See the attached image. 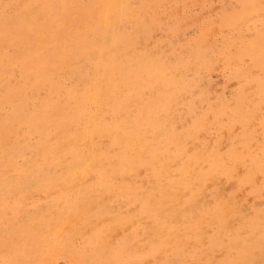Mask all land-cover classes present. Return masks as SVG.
<instances>
[{
  "label": "rangeland",
  "instance_id": "374dc122",
  "mask_svg": "<svg viewBox=\"0 0 264 264\" xmlns=\"http://www.w3.org/2000/svg\"><path fill=\"white\" fill-rule=\"evenodd\" d=\"M92 1L0 0V264H264V0Z\"/></svg>",
  "mask_w": 264,
  "mask_h": 264
},
{
  "label": "bare ground",
  "instance_id": "6f19581e",
  "mask_svg": "<svg viewBox=\"0 0 264 264\" xmlns=\"http://www.w3.org/2000/svg\"><path fill=\"white\" fill-rule=\"evenodd\" d=\"M32 1H33V0H32ZM81 1H82V0H81ZM91 1H92V0H91ZM99 1H100V0H99ZM106 1H107V0H106ZM106 1H105V3H106ZM115 1H116V0H115ZM152 1H153V0H152ZM152 1L150 0V3H152ZM163 1H164V0H163ZM225 1H227V0H225ZM225 1H224V2H225ZM260 1H261V0H260ZM36 2H37V1H36ZM46 2H48V1H46ZM92 2L94 3V1H92ZM108 2H109V1H108ZM158 2H159V1H158ZM227 2H228V1H227ZM263 2H264V1H263ZM90 3H91V2H90ZM103 3H104V1H103ZM113 3H114V2H113ZM116 3H117V2H116ZM127 3H129V2H127ZM39 4H40V2H39ZM39 4H38V5H39ZM47 4H48V3H47ZM98 4H99V3H98ZM153 4H154V3H153ZM153 4H152V6H153ZM11 5H12V4H11ZM31 5H32V4H31ZM101 5H103V4H101ZM106 5H108V3H107ZM127 5H128V4H127ZM132 5H133V4H132ZM58 6H59V5H58ZM103 6H104V5H103ZM114 6H116V5L114 4ZM147 6H148V5H147ZM41 7H42V6H41ZM41 7H40V8H41ZM94 7H95V6H94ZM128 7H129V6H128ZM17 8H18V7H17ZM24 8H25V7H24ZM43 8H44V7H43ZM43 8H42V10H43ZM101 8H102V7H101ZM103 8H105V7H103ZM110 8H111V7H109V9H110ZM112 8H114V7H112ZM112 8H111V9H112ZM118 8H119V6H118ZM130 8H131V7H130ZM107 9H108V8H107ZM111 9H110V10H111ZM119 9H120V8H119ZM119 9H118V10H119ZM125 9H126V8H125ZM128 9H129V8H128ZM141 9H142V8H141ZM227 9H228V8H227ZM12 10H13V9H12ZM15 10H16V9H15ZM34 10H35V9H34ZM86 10H88V9H86ZM100 10H101V9H100ZM104 10H105V9H104ZM7 11H8V10H7ZM102 11H103V10H102ZM111 11H112V10H111ZM125 11H126V10H125ZM134 11H135V10H134ZM23 12H25V11H23ZM26 12H27V10H26ZM31 12H32V11H31ZM33 12H34V11H33ZM118 12H119V11H118ZM132 12H133V11H132ZM6 13H7V12H6ZM12 13H13V12H12ZM102 13H103V12H102ZM105 13H107V12L105 11ZM126 13H127V12H126ZM10 14H11V13H10ZM22 14H23V13H22ZM128 14H129V13H128ZM17 15H18V14H17ZM19 15H20V14H19ZM27 15H28V14H27ZM30 15H32V14H30ZM104 15H105V14H104ZM120 15H121V14H120ZM120 15H119V16H120ZM125 15H126V14H125ZM2 16H3V15H2ZM5 16H7V15H5ZM28 16H29V15H28ZM100 16H102V15L100 14ZM106 16H107V15H106ZM123 16H124V14H123ZM132 16H133V15H132ZM227 16H228V15H227ZM19 17H20V16H19ZM98 17H99V16H98ZM8 18H9V17H8ZM103 18H106V17H103ZM127 18H128V16H127ZM134 18H135V17H134ZM2 19H3V18H2ZM10 19H11V18H10ZM29 19H30V18H29ZM112 19H113V17H112ZM223 19H225V18H223ZM230 19H231V18H230ZM0 20H1V19H0ZM19 20H20V19H19ZM19 20L17 19V21H19ZM31 20H32V18H31ZM31 20H30V21H31ZM35 20H36V19H35ZM104 20H105V19H104ZM109 20H111V19H109ZM116 20H118V19H116ZM116 20H115V22H116ZM121 20H122V19H121ZM135 20H136V19H135ZM26 21H27V20H26ZM37 21H38V20H37ZM123 21H124V20H123ZM123 21H122V22H123ZM33 22H34V21H33ZM119 22H120V21H119ZM124 22H125V21H124ZM1 23H2V20H1L0 24H1ZM4 23H5V22H4ZM4 23H3V24H4ZM43 23H44V22H43ZM219 23H220V22H219ZM219 23H218V24H219ZM238 23H239V22H238ZM3 24H2V25H3ZM17 24H18V23H17ZM106 24H107V23H106ZM109 24H110V23H109ZM23 25H26V24H23ZM98 25H100V23H99ZM124 25H125V24H124ZM28 26H29V25H28ZM107 26H108V25H107ZM107 26L105 25V27H107ZM120 26H121V25H120ZM125 26H126V25H125ZM13 27H14V26H13ZM105 27H104V28H105ZM113 27H114V26H113ZM121 27H122V26H121ZM220 27H221V26H220ZM220 27H219V28H220ZM2 28H3V27H1V29H2ZM16 28H17V27H16ZM16 28H15V29H12V27H11L10 29H12V30L14 31V30H16ZM30 28H31V27H30ZM251 28H252V27H251ZM98 29H99V28H98ZM221 29H222V27H221ZM227 29H228V28H227ZM227 29H226V30H227ZM28 30H29V29H28ZM2 31H3V30H2ZM2 31H1V32H2ZM30 31H31V30H30ZM129 31H130V30H129ZM3 32H4V31H3ZM6 32H7V31H6ZM31 32H32V31H31ZM71 32H72V31H71ZM10 33H11V32H10ZM8 34H9V33H8ZM12 34H13V33H12ZM125 34H126V33H125ZM129 34H130V33H129ZM2 35H3V34H2ZM9 35H10V34H9ZM6 36H7V35H6ZM68 36H69V35H68ZM128 36H129V35H127V37H128ZM7 37H8V36H7ZM7 37H6V38H7ZM9 37H10V36H9ZM97 37H98V36H97ZM100 37H101V36H100ZM106 37H107V36H106ZM2 38H3V37H2ZM25 38H26V37H25ZM28 38H29V37H28ZM51 38H52V37H51ZM72 38H73V37H72ZM134 38H135V37H134ZM22 39H23V38H22ZM73 39H74V38H73ZM105 39H106V38H105ZM118 39H119V38H118ZM131 39H132V38H131ZM140 39H141V38H140ZM7 40H8V39H7ZM85 40H86V39H84V41H85ZM141 40H142V39H141ZM141 40H140V41H141ZM222 40H223V39H222ZM73 41H74V40H73ZM86 41H87V40H86ZM118 41H119V40H118ZM134 41H135V40H134ZM137 41H138V40H137ZM137 41H136V42H137ZM207 41H208V39H207ZM7 42H8V41H7ZM67 42H68V41H67ZM112 42H113V41H112ZM120 42H121V41H120ZM211 42H212V41H211ZM238 42H239V41H238ZM78 43H79V42H78ZM81 43H82V42H81ZM96 43H97V42H96ZM118 43H119V42H118ZM125 43H127V42H125ZM134 43H135V42H134ZM213 43H215V42H213ZM234 43H235V42H234ZM59 44H60V43H59ZM66 44H67V43H66ZM74 44H76V43H74ZM111 44H112V43H111ZM128 44H130V43H128ZM131 44H132V43H131ZM2 45H3V44H2ZM9 45H10V44H9ZM30 45H31V44H30ZM70 45H72V44H70ZM70 45H69V46H70ZM79 45H80V44H79ZM136 45H137V44H136ZM140 45H141V43H140ZM140 45H139V46H140ZM183 45H184V44H183ZM208 45H209V44H208ZM232 45H233V44H232ZM6 46H7V45H6ZM11 46H12V45H11ZM16 46H17V45H16ZM80 46H81V45H80ZM84 46H85V45H84ZM88 46H89V45H88ZM102 46H103V45H102ZM105 46H106V45H105ZM105 46H104V47H105ZM111 46H112V45H111ZM130 46H131V45H130ZM134 46H135V45H134ZM210 46H211V45H210ZM220 46H221V45H220ZM224 46H225V45H224ZM0 47H2V46H0ZM14 47H15V46H14ZM67 47H68V46H67ZM67 47H66V49H67ZM86 47H87V46H86ZM90 47H91V46H90ZM205 47H206V46H205ZM217 47H219V46H217ZM23 48H24V47H23ZM25 48H26V47H25ZM38 48H39V47H38ZM77 48H78V47H77ZM82 48H83V47H82ZM132 48H133V45H132L131 49H132ZM136 48H138V47H136ZM144 48H145V47H144ZM144 48H143V49H144ZM173 48H174V47H173ZM193 48H194V47H193ZM232 48H233V47H231V49H232ZM34 49L36 50V48H33V51H34ZM50 49H51V48H50ZM69 49H70V48H69ZM69 49H68V50H69ZM92 49H94V48H92ZM102 49H104V48H102ZM110 49H111V48H110ZM119 49H120V48H119ZM179 49H180V48H179ZM188 49H189V48H188ZM202 49H203V47H202ZM29 50H30V49H29ZM90 50H91V49H90ZM134 50H135V48H134ZM141 50H142V49H141ZM208 50H209V49H208ZM217 50H218V49H217ZM232 50H233V49H232ZM242 50H243V49H242ZM17 51H18V50H17ZM31 51H32V50H31ZM36 51H37V50H36ZM95 51H96V50H95ZM104 51H105V50H104ZM104 51H103V52H104ZM110 51H111V50H110ZM110 51H109V53H110V55H111L112 52H110ZM233 51H234V50H233ZM256 51H257V49H256ZM18 52H19V51H18ZM70 52H71V51H70ZM72 52H73V51H72ZM79 52H81V49H80ZM85 52H86V51H85ZM96 52H97V51H96ZM124 52H125V51H124ZM128 52H129V51H128ZM130 52H131V51H130ZM158 52H160V50H159ZM214 52H215V51H214ZM218 52H219V50H218ZM16 53H17V52H16ZM22 53H23V51H22ZM26 53H27V52H26ZM34 53H35V52H34ZM34 53H33V54H34ZM65 53H66V52H65ZM82 53H83V52H82ZM91 53H92V52H91ZM117 53H118V52H117ZM126 53H127V52H126ZM149 53L151 54V52H149ZM149 53H148V54H149ZM181 53H182V52H181ZM222 53H223V52H222ZM241 53H242V52H241ZM250 53H251V52H250ZM28 54H29V52H28ZM33 54H32V55H33ZM59 54H60V53H59ZM61 54H62V53H61ZM69 54H70V53H69ZM79 54H80V53H79ZM127 54H128V53H127ZM173 54H174V53H173ZM239 54H240V53H239ZM256 54H257V53H256ZM256 54H255V56H256ZM18 55H21V54H18ZM41 55H42V54H41ZM83 55H84V54H83ZM88 55H89V53H88ZM141 55H142V54H141ZM208 55H209V53H208ZM222 55H223V54H222ZM250 55H251V54H250ZM15 56H16V55H15ZM46 56H47V55H46ZM58 56H59V55H58ZM62 56H63V55H62ZM77 56H78V55H77ZM81 56H82V55H81ZM92 56H93V54H92ZM104 56H105V55H104ZM117 56H118V54H117ZM128 56H129V54H128ZM167 56H168V55H167ZM167 56H166V57H167ZM176 56H177V55H176ZM214 56H216V55H214ZM214 56H213L212 58H214ZM253 56H254V55H253ZM253 56H252V57H253ZM16 57H18V56H16ZM21 57H22V56H21ZM70 57H71V56H70ZM84 57H85V56H84ZM97 57H98V56H97ZM100 57H101V56H100ZM111 57H113V56H111ZM118 57H119V56H118ZM126 57H127V56H126ZM126 57H125V58H126ZM145 57H146V56H145ZM238 57H239V55H238ZM14 58H15V57H14ZM64 58H66V57L64 56ZM78 58H79V57H78ZM78 58H77V59H78ZM104 58H105V57H104ZM129 58H130V57H129ZM129 58H128V59H129ZM139 58H140V57H139ZM168 58H169V57H168ZM241 58H242V57H241ZM241 58H238V60H240ZM28 59H29V58H28ZM68 59H69V58H68ZM79 59H80V58H79ZM114 59H115V58H114ZM118 59H119V58H118ZM142 59H143V57H142ZM156 59H157V58H156ZM158 59H159V57H158ZM162 59H163V58H162ZM162 59H161V60H162ZM207 59H208V58H207ZM210 59H211V58H210ZM224 59H225V58H224ZM227 59H228V58H227ZM232 59H233V58H232ZM242 59H243V58H242ZM19 60H20V59H19ZM41 60H42V59H41ZM63 60H64V59H63ZM97 60H98V59H97ZM105 60H106V59H105ZM108 60H109V59H108ZM115 60H117V59H115ZM129 60H130V59H129ZM136 60H137V59H136ZM147 60H148V59H147ZM161 60H160V62H161ZM212 60H213V59H212ZM230 60H231V59H230ZM230 60H229V62H230ZM234 60H235V59H234ZM22 61H23V60H22ZM118 61H119V60H118ZM118 61H117V62H118ZM138 61L140 62V60H138ZM141 61H142V60H141ZM162 61H163V60H162ZM169 61H170V59H169ZM196 61H198V60L196 59ZM208 61H210V60H208ZM208 61H207V62H208ZM224 61H225V60H224ZM261 61H262V60H261ZM62 62H63V61H62ZM100 62H101V61H100ZM100 62H99V63H100ZM107 62H108V61H107ZM148 62H149V60H148ZM153 62H154V60H153ZM155 62H156V61H155ZM157 62H158V61H157ZM166 62H167V61H166ZM170 62H171V61H170ZM200 62H201V61H200ZM204 62H206V61L204 60ZM204 62H202V63H204ZM215 62H216V61H215ZM226 62H227V65H228V61H226ZM239 62H240V61H239ZM239 62H238V63H239ZM21 63H22V62H21ZM68 63H69V62H68ZM97 63H98V61H97ZM130 63H131V62H130ZM132 63H133V62H132ZM132 63H131V64H132ZM135 63H138V62H135ZM144 63H145V62H144ZM168 63H169V62H168ZM232 63H233V62H232ZM234 63H235V62H234ZM19 64H20V63H18V65H19ZM24 64H25V63H24ZM83 64H84V63H83ZM86 64H87V63H86ZM102 64H103V62H101V65H102ZM110 64H111V63H110ZM139 64H140V63H139ZM146 64H147V63H146ZM149 64H150V63H149ZM160 64H161V63H160ZM195 64H196V63H195ZM223 64H224V63H223ZM230 64H231V63H230ZM254 64H255V63H254ZM257 64H258V63H257ZM71 65H72V64H71ZM91 65H92V64H91ZM104 65H105V64H104ZM114 65H115V64H114ZM151 65H152V64H151ZM170 65H171V64H170ZM235 65H236V64H235ZM67 66H68V65H67ZM67 66H65V67H67ZM79 66H80V65H79ZM122 66H123V65H122ZM162 66H163V65H162ZM173 66H174V64L172 65V67H173ZM177 66H178V65H177ZM209 66H210V65H209ZM211 66H213V65H211ZM224 66H225V64H224ZM231 66H232V65H231ZM231 66H230V67H231ZM246 66H247V65H246ZM254 66H255V65H254ZM254 66H250V69H251L252 67H254ZM77 67H78V66H77ZM81 67L83 68V66H81ZM92 67H93V65H92ZM120 67H121V66H120ZM120 67H119V68H120ZM126 67H127V66H126ZM129 67H130V66H129ZM136 67H137V64H136ZM138 67H139V66H138ZM146 67H148V66H146ZM149 67H150V66H149ZM175 67H176V65H175ZM219 67H220V65H219ZM233 67H234V66H233ZM242 67H243V66H242ZM25 68L27 69L26 66H25ZM28 68H29V67H28ZM59 68H60V67H59ZM84 68H85V67H84ZM107 68H108V65H107ZM142 68H143V67H142ZM209 68H210V67H209ZM213 68H214V67H213ZM213 68H212V69H213ZM215 68H216V66H215ZM21 69H22V68H21ZM45 69H46V68H45ZM62 69H63V68H61L60 70H62ZM65 69H68V68H65ZM89 69H91V68H89ZM161 69H162V68H161ZM164 69H165V68H164ZM168 69H169V68H168ZM177 69H178V68H177ZM177 69H175V70H177ZM180 69H181V68H180ZM180 69H179V70H180ZM252 69H253V68H252ZM1 70H2V69H1ZM7 70H9V69H7ZM7 70H6V71H7ZM11 70H12V69H11ZM22 70H23V69H22ZM22 70H21V71H22ZM34 70H35V69H34ZM60 70H59V71H60ZM77 70H78V69H77ZM82 70H83V69H82ZM115 70H116V69H115ZM119 70H120V69H119ZM122 70H123V69H122ZM148 70H149V69H148ZM179 70H178V71H179ZM191 70H192V69H191ZM200 70H201V69H200ZM207 70H208V68H207ZM234 70H235V69H234ZM2 71H4V70H2ZM12 71H13V70H12ZM27 71H28V69H27ZM32 71H33V70H32ZM47 71H48V70H47ZM54 71H55V70H54ZM86 71H87V70H86ZM98 71H99V70H98ZM141 71H142V69H141ZM146 71H147V70H146ZM153 71H154V70H153ZM164 71H166V69H165ZM209 71L211 72V70H209ZM29 72H30V71H28V73H29ZM76 72H77V71H76ZM106 72H107V69H106ZM143 72H144V70H143ZM157 72H158V71H157ZM161 72H163V70H162ZM161 72H160V73H161ZM3 73H5V72H3ZM14 73H15V71H14ZM23 73H25V72H23ZM33 73H34V72H33ZM54 73H55V72H54ZM56 73H57V72H56ZM80 73H81V72H80ZM87 73H88V72H87ZM121 73H122V72H121ZM146 73H147V72H146ZM163 73H164V72H163ZM36 74H37V73H36ZM50 74H51V73H50ZM75 74H76V73H75ZM116 74H117V73H116ZM142 74H143V73H142ZM149 74H150V73H149ZM155 74H156V73H155ZM157 74H158V73H157ZM175 74H176V73H175ZM179 74H180V73H179ZM179 74H178V75H179ZM181 74H182V73H181ZM199 74H200V73H199ZM16 75H17V74H16ZM25 75H26V74H25ZM30 75H31V73H30ZM45 75H46V74H45ZM57 75H58V74H57ZM83 75H85V74H83ZM106 75H107V74H106ZM150 75H151V74H150ZM153 75H154V74H153ZM161 75L164 76L163 74H161ZM184 75H185V73H184ZM39 76H40V75H39ZM51 76H52V75H51ZM102 76H103V75H102ZM133 76H134V75H133ZM133 76H131V77H133ZM155 76H156V75H155ZM176 76H177V75H176ZM194 76H195V75H194ZM14 77H16V76H14ZM37 77H38V76H37ZM37 77H35V78H37ZM43 77H44V75H43ZM48 77H49V76H48ZM76 77H77V76H76ZM86 77H87V75H86ZM147 77H148V75H147ZM178 77H179V76H178ZM8 78H9V77H8ZM40 78H41V77H40ZM46 78H47V76H46ZM72 78H73V77H72ZM78 78H79V77H78ZM142 78H143V77H142ZM144 78H145V77H144ZM159 78H160V77H159ZM162 78H163V77H162ZM240 78H241V77H240ZM2 79H3V78H1L0 80H2ZM5 79H6V77H5ZM10 79H11V78H10ZM18 79H19V78H18ZM22 79H23V78H22ZM25 79H26V78H25ZM27 79H28V78H27ZM41 79H43V78H41ZM56 79H59V78H56ZM98 79H99V78H98ZM164 79H165V77H164ZM164 79H163V80H164ZM174 79H175V78H174ZM14 80H15V78H14ZM23 80H24V79H23ZM33 80H34V78H33ZM71 80H72V79H71ZM79 80H81V79L79 78ZM157 80H158V79H157ZM161 80H162V79H161ZM193 80H194V79H193ZM204 80H205V79H204ZM7 81H10V80H7ZM29 81H30V80H29ZM41 81H42V80H41ZM48 81H49V79H48ZM59 81H60V80H59ZM62 81H63V80H62ZM152 81H153V80H152ZM174 81H175V80H174ZM196 81H197V80H196ZM206 81L208 82V80H206ZM4 82H5V81H4ZM14 82H17V81H14ZM14 82H13V83H14ZM35 82L37 83V81H35ZM72 82H73V81H72ZM176 82H177V81H176ZM189 82H191V81H189ZM202 82H203V81H202ZM245 82H246V81H245ZM13 83H12V84H13ZM30 83H31V82H30ZM36 83H35V84H36ZM47 83H48V82H47ZM75 83H76V82H75ZM104 83H105V81H104ZM165 83H166V82H165ZM198 83H199V82H198ZM2 84H4V83L2 82ZM7 84H8V82H7ZM54 84H56V83H54ZM57 84H58V83H57ZM67 84H68V83H67ZM112 84H113V83H112ZM209 84H210V83H209ZM234 84H235V83H234ZM234 84H233V85H234ZM256 84H258V83H256ZM9 85H10V84H9ZM36 85H37V84H36ZM39 85H40V84H39ZM58 85H59V84H58ZM73 85H74V84H73ZM160 85H161V84H160ZM162 85H163V84H162ZM165 85H166V84H165ZM174 85H175V84H174ZM239 85H240V84H239ZM12 86H13V85H12ZM34 86H35V85H34ZM41 86H42V85H41ZM46 86H47V85H46ZM191 86H194V85H191ZM213 86L215 87V85H213ZM213 86H212V87H213ZM5 87H6V85H5ZM50 87L52 88L51 85H50ZM78 87H79V86H78ZM113 87H114V86H113ZM161 87H162V86H161ZM161 87H160V88H161ZM207 87H208V86H207ZM210 87H211V86H210ZM212 87H211V88H212ZM230 87H231V86H230ZM242 87H243V86H242ZM245 87H246V86H245ZM248 87H249V86H248ZM7 88H8V87H7ZM9 88H10V87H9ZM9 88H8V89H9ZM13 88H14V87H13ZM13 88H12V89H13ZM23 88H24V86H23ZM23 88H22V89H23ZM37 88H38V87H37ZM42 88H43V87H42ZM73 88H74V87H73ZM76 88H77V87H76ZM197 88H198V87H197ZM215 88H216V87H215ZM260 88H261V87H260ZM32 89H33V88H32ZM59 89H60V88H59ZM77 89H78V88H77ZM80 89H81V88H80ZM80 89H79V90H80ZM212 89H213V88H212ZM252 89H253V88H252ZM256 89H257V88H255V90H256ZM5 90H6V88H5ZM41 90H42V89H41ZM60 90H61V89H60ZM63 90H64V89H63ZM68 90H69V89H68ZM68 90H66V91H68ZM70 90H71V89H70ZM123 90H124V86H123ZM188 90H189V89H188ZM205 90H206V89H205ZM253 90H254V89H253ZM253 90H252V91H253ZM258 90H259V89H258ZM1 91H2V90H1ZM25 91H26V90H25ZM61 91H62V90H61ZM71 91H72V90H71ZM121 91H122V90H121ZM126 91H127V89H126ZM197 91H198V90H197ZM197 91H196V92H197ZM214 91H215V90H214ZM235 91H236V90H235ZM240 91H241V89H240ZM250 91H251V90H250ZM19 92H20V91H19ZM68 92H69V91H68ZM73 92H74V91H73ZM73 92H72V94H73ZM145 92H146V91H145ZM154 92H155V91H154ZM158 92H159V91H158ZM188 92H189V91H188ZM203 92H204V91H203ZM246 92H247V91H246ZM5 93H6V92H5ZM5 93H4V94H5ZM24 93H25V92H24ZM41 93H42V92H41ZM55 93H56V92H55ZM55 93H54V94H55ZM70 93H71V92H70ZM120 93H121V92H120ZM186 93H187V92H186ZM234 93H235V92H234ZM4 94H3V95H4ZM43 94H44V93H43ZM67 94H68V93H67ZM67 94H66V96H68ZM76 94L78 95V93H75V95H74L75 97H76ZM79 94H80V93H79ZM95 94H96V93H95ZM104 94H105V93H104ZM148 94H150V93H148ZM218 94H219V93H218ZM218 94H217V95H218ZM220 94H221V93H220ZM245 94H246V93H245ZM249 94H251V93H249ZM249 94H247V96H248ZM11 95H12V94H11ZM11 95H10V97H11ZM19 95H20V94H19ZM22 95H23V94H22ZM35 95H36V94H35ZM40 95H41V94H40ZM184 95H185V94H184ZM184 95H182V96H184ZM187 95H188V93H187ZM222 95H223V94H222ZM6 96H7V95H6ZM6 96L4 95V97H6ZM33 96H34V95H33ZM72 96H73V95H72ZM152 96H153V95H152ZM240 96H241V95H240ZM245 96H246V95H245ZM245 96H244V97H245ZM7 97H8V96H7ZM10 97H9V98H10ZM27 97H28V96H27ZM27 97H26V100H27ZM111 97H112V96H111ZM191 97H192V96H191ZM219 97H220V96H219ZM229 97H230V96H229ZM237 97H238V96H236V98H237ZM2 98H3V97H2ZM12 98H13V96H12ZM65 98H66V97H65ZM73 98H74V97H73ZM102 98H103V97H102ZM102 98H101V99H102ZM113 98H114V97H113ZM159 98H160V97H159ZM179 98H180V97H179ZM192 98H193V97H192ZM227 98H228V97H227ZM250 98H252V97H250ZM21 99H23V98H20V100H21ZM59 99H61V97H60ZM59 99H57V100H59ZM101 99H100V100H101ZM106 99H107V98H106ZM119 99H120V98H119ZM121 99H122V98H121ZM28 100H29V99H28ZM36 100H37V99H36ZM38 100L41 101L39 98H38ZM84 100H85V99H84ZM98 100H99V99H98ZM113 100H114V99H113ZM131 100H132V99H131ZM133 100H135V99H133ZM204 100H205V99H204ZM210 100H211V99H210ZM234 100H235V99H234ZM234 100H233V103H234ZM240 100H241V99H240ZM247 100H248V99H246V102H247ZM18 101H19V100H18ZM71 101H72V98H71ZM81 101H82V100H81ZM182 101H183V100H182ZM230 101H231V100H230ZM236 101H237V100H236ZM236 101H235L234 104H236ZM243 101H245V99H244ZM3 102H4V101H3ZM56 102H57V101H56ZM76 102H77V101H76ZM84 102H86V101H84ZM97 102H98V101H97ZM105 102H106V101H105ZM105 102H104V103H105ZM111 102H112V101H111ZM121 102H122V101H121ZM134 102H135V101H134ZM231 102H232V101H231ZM231 102H230V103H231ZM8 103H11V101L8 102ZM17 103L19 104V102H17ZM24 103H25V102H23V105H24ZM36 103H37V102H36ZM42 103H43V102H42ZM42 103H41V104H42ZM98 103H99V102H98ZM100 103H101V102H100ZM104 103H103V104H104ZM218 103H219V102H218ZM224 103H225V102H224ZM233 103H232V104H233ZM2 104H3V103H2ZM12 104H13V102H12ZM21 104H22V103H21ZM46 104H47V103H46ZM67 104H68V103H67ZM67 104H66V105H67ZM75 104H78V103H75ZM82 104H83V103H82ZM106 104H108V103L106 102ZM110 104H111V103H110ZM130 104H131V101H130ZM179 104H180V103H179ZM211 104H213V102H212ZM0 105H1V104H0ZM14 105L16 106L17 104H14ZM47 105H48V104H47ZM51 105H52V104H51ZM51 105H50V106H51ZM59 105H60V104H59ZM68 105H69V104H68ZM70 105H71V104H70ZM78 105H79V104H78ZM88 105H89V104H88ZM117 105H118V103H117ZM127 105H128V103H127ZM140 105H141V102H140ZM15 106H14V107H15ZM17 106L19 107V105H17ZM21 106H22V105H21ZM43 106H44V105H43ZM54 106H55V105H54ZM73 106H75V105H73ZM83 106H84V105H83ZM91 106H92V105H91ZM95 106H96V105H95ZM95 106H94V107H95ZM201 106H202V105H201ZM213 106H214V105H213ZM240 106H241V105H240ZM18 107H17V108H18ZM55 107H56V106H55ZM76 107H77V106H76ZM78 107H79V106H78ZM84 107H85V106H84ZM107 107H108V106H107ZM115 107H116V106H115ZM135 107H136V106H135ZM153 107H154V106H153ZM191 107H192V106H191ZM204 107H205V106H204ZM230 107H231V106H230ZM241 107H243V106H241ZM1 108H2V107H1ZM17 108H16V109H17ZM39 108H40V107H39ZM71 108H72V107H71ZM74 108H75V107H74ZM85 108H86V107H85ZM132 108H133V106H132ZM186 108H187V107H186ZM217 108H218V107H217ZM244 108H245V107H244ZM11 109H12V108H11ZM23 109H24L23 111H25V107H24ZM47 109H48V108H47ZM65 109H66V108H65ZM65 109H63V110H65ZM68 109H69V108H68ZM95 109H96V108H95ZM95 109H94V110H95ZM98 109H99V108H98ZM100 109H101V108H100ZM107 109H108V108H107ZM107 109H106V110H107ZM109 109H110V108H109ZM128 109H130V108H128ZM242 109H243V108H242ZM45 110H46V109H45ZM70 110H71V109H70ZM70 110H69V111H70ZM77 110H78V109H77ZM83 110H84V109H83ZM89 110H90V108H89ZM104 110H105V109H104ZM116 110H117V109H116ZM197 110H198V109H197ZM202 110H203V109H202ZM10 111H11V110H10ZM38 111H39V110H38ZM50 111H51V110H49V112H50ZM107 111H108V110H107ZM133 111H134V110H133ZM47 112H48V111H47ZM63 112H64V111H63ZM77 112H78V111H77ZM95 112H96V111H95ZM98 112H99V111H98ZM98 112H97V113H98ZM101 112H102V111H101ZM104 112H105V111H104ZM135 112H136V111H135ZM1 113H2V112H1ZM11 113H13V112H11ZM18 113L20 114V112H18ZM18 113H17V114H18ZM51 113H52V112H51ZM65 113H66V111H65ZM78 113H79V112H78ZM97 113H96V114H97ZM110 113H111V112H110ZM184 113H185V112H184ZM218 113H219V112H218ZM54 114H55V113H54ZM54 114H53V115H54ZM66 114H67V113H66ZM69 114H70V113H69ZM73 114H74V113H73ZM162 114H163V113H162ZM5 115H6V114H5ZM20 115H21V114H20ZM33 115H34V114H33ZM62 115H63V114H62ZM71 115H72V114H71ZM90 115L92 116V114H90ZM94 115H95V113H94ZM94 115H93V118H94ZM104 115H105V113H104ZM119 115H120V114H119ZM119 115H118V116H119ZM201 115H202V114H201ZM212 115H213V114H212ZM212 115H211V116H212ZM225 115L227 116V114H225ZM236 115H237V114H236ZM259 115H260V114H259ZM14 116H16V115H14ZM54 116H55V115H54ZM78 116L80 117V115H78ZM106 116H107V115H106ZM120 116H121V115H120ZM125 116H126V114H125ZM127 116H128V115H127ZM163 116H164V115H163ZM178 116H179V115H178ZM178 116H177V118H178ZM189 116H190V115H189ZM197 116H198V115H197ZM211 116H210V117H211ZM1 117H2V116H1ZM20 117H21V116H20ZM20 117H19V118H20ZM32 117H33V116H32ZM38 117H40V115H39ZM50 117H51V116H50ZM74 117H75V116H74ZM88 117H89V116H88ZM104 117H105V116H104ZM13 118H15V117H13ZM17 118H18V117H17ZM26 118H27V117H26ZM66 118H67V117H66ZM81 118H82V117H81ZM86 118H87V117H86ZM86 118H85V119H86ZM91 118H92V117H91ZM128 118H130V117L128 116ZM161 118H163V117H161ZM189 118H190V117H189ZM228 118H229V117H228ZM36 119H37V117H36ZM61 119H62V118H61ZM69 119H70V117H69ZM99 119H100V118H99ZM104 119H105V118H104ZM109 119H110V117H109ZM122 119H123V118H122ZM221 119H222V118H221ZM229 119H230V118H229ZM7 120H8V117H7ZM34 120H35V119H34ZM50 120H52V119H50ZM50 120H49V121H50ZM79 120H80V119H79ZM79 120H78V122H79ZM91 120H92V119H91ZM114 120H115V119H114ZM168 120H169V119H168ZM190 120H192V119H190ZM190 120H188V121H190ZM206 120H207V119H206ZM227 120H228V119H227ZM227 120L225 119V121H227ZM231 120H232V119H231ZM11 121H12V120H11ZM19 121H20V120H19ZM35 121H36V120H35ZM81 121H82V120H81ZM93 121H94V123H96L95 120H93ZM101 121H102V120H101ZM171 121H172V120H171ZM171 121H170V122H171ZM179 121H180V123L182 122L181 120H179ZM222 121H224V119H223ZM237 121H238V120H237ZM240 121H241V120H240ZM36 122H37V121H36ZM64 122H65V121H64ZM73 122H74V121H73ZM73 122H72V123H73ZM75 122H77V121H75ZM83 122H84V121H83ZM85 122H86V121H85ZM87 122H88V121H87ZM90 122H91V121H90ZM121 122H122V121H121ZM227 122H228V121H227ZM17 123H18V122H17ZM17 123H16V124H17ZM23 123H25V122H24V119H23ZM44 123H46V122H44ZM55 123H56V122H55ZM57 123H58V122H57ZM72 123H71V124H72ZM176 123H177V122H176ZM211 123H212V122H211ZM213 123H214V122H213ZM225 123H226V122H225ZM12 124H14V123H12ZM30 124H31V123H30ZM52 124H53V123H52ZM62 124H63V123H62ZM62 124H61V125H62ZM78 124H79V123H78ZM88 124H89V123H88ZM90 124H91V123H90ZM90 124H89V125H90ZM92 124H93V123H92ZM105 124H106V122H105ZM127 124H128V123H127ZM222 124H223V122H222ZM243 124H244V123H243ZM14 125H15V124H14ZM45 125H46V124H45ZM89 125H88V126H89ZM93 125H94V124H93ZM179 125H180V124H179ZM186 125H187V124H186ZM199 125H200V124H199ZM227 125H228V123H227ZM236 125H238V124L236 123ZM248 125H249V124H248ZM255 125H256V124H255ZM16 126H17V125H16ZM16 126H15V127H16ZM86 126H87V125H86ZM96 126H97V125H96ZM96 126H95V127H96ZM105 126H106V125H105ZM105 126H104V127H105ZM121 126H122V125H121ZM183 126H184V125H183ZM205 126H206V125H205ZM218 126H219V125H218ZM15 127H14V128H15ZM40 127H41V126H40ZM60 127H64V126H60ZM78 127H79V125H78ZM78 127H77V128H78ZM81 127H82V125H81ZM104 127H103V128H104ZM112 127H113V126H112ZM124 127H125V126H124ZM181 127H182V125H181ZM225 127H226V126H225ZM233 127H234V126H233ZM240 127H241V126H240ZM250 127H251V126H250ZM53 128H54V127H53ZM64 128H65V127H64ZM75 128H76V127H75ZM98 128H99V127H98ZM114 128H115V127H114ZM177 128H178V127H177ZM209 128H211V127H209ZM220 128H221V127H220ZM243 128H244V126H243ZM39 129H40V128H39ZM39 129H38V130H39ZM81 129H82V128H81ZM86 129H87V128H86ZM91 129H92V128H91ZM106 129H108V128H106ZM112 129H113V128H112ZM207 129H208V128H207ZM54 130H55V129H54ZM54 130H53V131H54ZM56 130H57V129H56ZM59 130H60V128H59ZM63 130H64V129H63ZM65 130H66V129H65ZM71 130H72V129H71ZM92 130H93V129H92ZM104 130H105V129H104ZM114 130H115V129H114ZM230 130H231V129H230ZM79 131H80V130H79ZM82 131H83V129H82ZM115 131H116V130H115ZM117 131H118V130H117ZM203 131H204V130H203ZM212 131H213V130H212ZM228 131H229V130H228ZM12 132H13V131H12ZM33 132H34V131H33ZM62 132H63V131H62ZM64 132H65V131H64ZM76 132H77V131H76ZM83 132H84V131H83ZM88 132H89V130H88ZM90 132L93 133V131H91V130H90ZM110 132H111V131H110ZM112 132L114 133L113 130H112ZM112 132H111V133H112ZM181 132H182V130H181ZM232 132H233V131H232ZM245 132H246V131H245ZM13 133H14V132H13ZM54 133H55V132H53V134H54ZM56 133H58V132H56ZM74 133H75V132H74ZM104 133H105V132H104ZM118 133H119V132H118ZM162 133L164 134V132H162ZM179 133H180V132H179ZM191 133H192V132H191ZM204 133H205V132H204ZM6 134H7V133H6ZM43 134H44V133H43ZM43 134H42V135L40 134V136H44ZM47 134H48V133H47ZM89 134H90V133H89ZM102 134H103V133H102ZM160 134H161V133H160ZM192 134H193V133H192ZM209 134H210V133H208V135H209ZM245 134H246V133H245ZM60 135H61V134H60ZM76 135H77V134H76ZM98 135H99V131H98ZM119 135H120V134H119ZM161 135H162V134H161ZM225 135H226V134H225ZM227 135H228V134H227ZM51 136H52V135H51ZM51 136H50V137H51ZM86 136H87V135H86ZM90 136H92V135L90 134ZM90 136H89L88 139H90ZM104 136H105V135H104ZM107 136H108V135H107ZM111 136H112V135L110 134V136H108V137H111ZM143 136H144V135H143ZM251 136H252V135H251ZM260 136H261V135H260ZM35 137H37V139H38V136H37V135H36ZM35 137H34V138H35ZM76 137H77V136H76ZM76 137H75V138H76ZM101 137H102V135H101ZM112 137H113V136H112ZM181 137H182V136H181ZM225 137H226V136H225ZM229 137H230V136H229ZM233 137H234V136H233ZM43 138H44V137H43ZM53 138H54V137H53ZM58 138H59V137H58ZM70 138H71V137H70ZM79 138H80V137H79ZM96 138H97V137H96ZM46 139H47V138H46ZM71 139H73V138H71ZM86 139H87V138H86ZM105 139H107V138H105ZM191 139H192V138H191ZM193 139H194V138H193ZM193 139H192V140H193ZM246 139H247V138H246ZM67 140H68V139H67ZM75 140H76V139H75ZM84 140H85V139H84ZM84 140H82V143H83ZM91 140H92V142H93V139H91ZM101 140H102V138H101ZM134 140H135V139H134ZM189 140H190V139H189ZM192 140H191V142H192ZM48 141H49V140H48ZM64 141H65V140H64ZM68 141H69V140H68ZM85 141H87V140H85ZM123 141H124V140H123ZM141 141H142V143H143V140H141ZM230 141H231V140H230ZM254 141H255V140H254ZM8 142H9V141H8ZM78 142H79V141H78ZM201 142H202V141H201ZM208 142H209V141H208ZM263 142H264V141H263ZM53 143H54V142H53ZM53 143H52V144H53ZM79 143H81V142H79ZM82 143H81V144H82ZM95 143H96V142H95ZM133 143H134V142H133ZM153 143H154V142H153ZM39 144H40V143H39ZM44 144H45V143H44ZM74 144H75V143H74ZM81 144H80V145H81ZM87 144H88V141H87ZM103 144H104V142H103ZM178 144H179V143H178ZM199 144H200V143H199ZM201 144H202V143H201ZM63 145H64V144H63ZM65 145H66V144H65ZM69 145H70V143L68 144V146H69ZM85 145H86V144H85ZM101 145H102V144H101ZM130 145H131V144H130ZM132 145H133V144H132ZM134 145H135V144H134ZM12 146H13V144H12ZM12 146H11V147H12ZM42 146H43V144H42ZM46 146H47V145H46ZM52 146H53V145H52ZM66 146H67V145H66ZM72 146H74V145H72ZM89 146H90V145H89ZM93 146H94V145H93ZM103 146H104V145H103ZM263 146H264V145H263ZM31 147H32V146H31ZM43 147H44V146H43ZM43 147H40V145H39V148H43ZM97 147H98V146H97ZM101 147H102V146H101ZM128 147H129V146H128ZM130 147H131V146H130ZM134 147H135V146H134ZM141 147H142V145H141ZM193 147H194V146H193ZM211 147H212V146H211ZM7 148H8V147H7ZM16 148H17V147H16ZM37 148H38V147H37ZM102 148H104V147H102ZM132 148H133V147H132ZM179 148H180V147H179ZM194 148H196V147H194ZM199 148H200V147H199ZM209 148H210V147H209ZM215 148H216V147H215ZM19 149H20V148H19ZM58 149H60V148H58ZM58 149H57V150H58ZM62 149H63V148H62ZM96 149H98V148H96ZM96 149H94V150L96 151ZM124 149H125V148H124ZM188 149H189V148H188ZM13 150H14V149H13ZM36 150H37V149H36ZM39 150H40V149H39ZM39 150H38V151H39ZM57 150H56V151H57ZM99 150H100V148H99ZM113 150H114V149H113ZM126 150L128 151V149H126ZM129 150H130V149H129ZM173 150H174V149H173ZM181 150H182V149H181ZM200 150H202V149L200 148ZM218 150H219V149H218ZM218 150H217V151H218ZM16 151H17V149H16ZM26 151H27V150H26ZM41 151H42V149H41ZM85 151H86V150H85ZM91 151L93 152V150H91ZM110 151H111V150H110ZM135 151H136V150H135ZM179 151H180V150H179ZM245 151H246V150H245ZM259 151H260V150H259ZM10 152H11V151H10ZM14 152H15V151H14ZM21 152H22V151H21ZM24 152H25V151H24ZM60 152H61V151H60ZM99 152H100V151H99ZM112 152H113V151H112ZM116 152H117V151H116ZM128 152H129V151H128ZM131 152H133V149L131 150ZM131 152H130V153H131ZM176 152H177V151H176ZM201 152H202V151H201ZM12 153H13V152H12ZM25 153H26V152H25ZM41 153H42V152H41ZM76 153H77V152H76ZM81 153H82V152H81ZM103 153H104V152H103ZM110 153H111V152H110ZM140 153H141V152H140ZM204 153H205V152H204ZM228 153H229V152H228ZM228 153H227V154H228ZM6 154H7V152H6ZM8 154H9V152H8ZM98 154H100V153H97L96 156H98ZM106 154L109 155L108 153H106ZM126 154H127V153H126ZM143 154H144V153H143ZM238 154H239V153H238ZM9 155H10V154H9ZM42 155H43V153H42ZM42 155H41V156H42ZM141 155H142V154H141ZM215 155H217V154H215ZM220 155H221V154H220ZM44 156H46V155H44ZM65 156H66V155H65ZM82 156H84V154H83ZM90 156H91V155H90ZM92 156H93V155H92ZM124 156H126V155H124ZM129 156H130V155H129ZM136 156H138V155H136ZM161 156H162V155H161ZM225 156H226V155H225ZM10 157H11V156H9V160H10ZM71 157H72V156H71ZM138 157H139V156H138ZM184 157H185V156H184ZM203 157H204V156H203ZM216 157H217V156H216ZM218 157H219V156H218ZM246 157H247V156H246ZM12 158H13V155H12ZM48 158H49V157H48ZM58 158H59V157H58ZM68 158H69V157H68ZM78 158H79V156H78ZM83 158H84V157H83ZM83 158H82V159H83ZM88 158H89V157H88ZM208 158H209V157H208ZM5 159H6V158H5ZM43 159H44V157H43ZM69 159H70V158H69ZM80 159H81V158H80ZM84 159H85V158H84ZM114 159H115V158H114ZM152 159H153V158H152ZM163 159H165V158H163ZM216 159H217V158H216ZM219 159H220V158H219ZM26 160H27V159H26ZM38 160H39V159H38ZM40 160H41V159H40ZM44 160H45V159H44ZM88 160H89V159H88ZM16 161H17V159H16ZM27 161H28V160H27ZM61 161H62V160H61ZM75 161H77V160H75ZM100 161H101V159H100ZM105 161H106V160H105ZM180 161H181V160H180ZM218 161H219V160H218ZM29 162H30V161H29ZM52 162H53V161H52ZM67 162H68V161H67ZM91 162H92V161H91ZM170 162H171V161H170ZM9 163H10V162H9ZM26 163H27V162H26ZM31 163H32V162H31ZM63 163H64V162H63ZM74 163H75V162H74ZM80 163H82V161H81ZM86 163H87V162H86ZM89 163H90V162L88 161V165H89ZM99 163H101V162H99ZM109 163H110V162H109ZM115 163H116V162H115ZM151 163H152V162H151ZM200 163H201V162H200ZM40 164H41V163H40ZM43 164H44V163H43ZM59 164H61V163H59ZM82 164H83V163H82ZM123 164H124V163H123ZM149 164H150V163H149ZM166 164H167V162H166ZM171 164H172V163H171ZM171 164H170V165H171ZM176 164H177V163H176ZM179 164H180V163H179ZM196 164H197V163H196ZM202 164H203V162H202ZM240 164H241V162H240ZM255 164H256V163H255ZM13 165H14V164H13ZM19 165H21V164H19ZM45 165H46V163H45ZM56 165H57V164H56ZM56 165H55V166H56ZM73 165H74V164H73ZM91 165H93V164H91ZM206 165H207V164H206ZM37 166H38V164H37ZM39 166H40V165H39ZM41 166H44V165H41ZM52 166H53V164H52ZM63 166H64V164H63ZM79 166H80V165H79ZM79 166H78V167H79ZM95 166H96V165H95ZM98 166H99V164H98ZM113 166H115V164H114ZM127 166H128V165H127ZM137 166H138V164H137ZM142 166H143V165H142ZM176 166H177V165H176ZM202 166H203V165H202ZM32 167H33V166H32ZM45 167H46V166H45ZM85 167H86V166H85ZM128 167H129V166H128ZM128 167H127V168H128ZM169 167H170V166H169ZM203 167H204V166H203ZM208 167H209V166H208ZM224 167H225V166H224ZM237 167H238V165H237ZM243 167H244V166H243ZM3 168H4V167H3ZM46 168H47V167H46ZM53 168H54V167H53ZM57 168H58V167H57ZM73 168H74V167H73ZM73 168H72V169H73ZM81 168H82V166H81ZM88 168H89V167H88ZM118 168H120V167H118ZM163 168H164V167H163ZM171 168H172V167H171ZM196 168H197V167H196ZM240 168H241V167H240ZM246 168H247V167H246ZM13 169H14V168H13ZM15 169H16V168H15ZM19 169H20V168H19ZM19 169H18V170H19ZM25 169H26V168H25ZM28 169H29V168H28ZM63 169H64V168H63ZM111 169H112V168H111ZM122 169H123V168H122ZM200 169H201V168H200ZM207 169H208V168H207ZM214 169H215V168H214ZM250 169H251V168H250ZM49 170H50V169H49ZM49 170H48V171H49ZM59 170H60V169H59ZM77 170H78V168H77ZM79 170H80V169H79ZM84 170H85V169H84ZM92 170H93V169H92ZM92 170H91V171H92ZM117 170H118V169H117ZM120 170H121V169H120ZM144 170H145V169H144ZM166 170H167V168H166ZM203 170H204V169H203ZM240 170H241V169H240ZM254 170H255V169H254ZM26 171H27V170H26ZM44 171H45V170H44ZM74 171H76V170H74ZM81 171H82V170H81ZM85 171H86V170H85ZM109 171H110V170H109ZM122 171H123V170H122ZM124 171H125V168H124ZM141 171H142V170H141ZM146 171H147V169H146ZM221 171H222V170H221ZM244 171H245V170H244ZM22 172H24V171H22ZM51 172H52V171H51ZM61 172H62V171H61ZM67 172H68V171H67ZM192 172H193L192 170H191V171H190V170H184V175H185V176L183 175V176H184L183 179L186 178L185 180H193V179H194V175H192V174H193ZM17 173H18V172H17ZM45 173H47V172H45ZM49 173H50V172H49ZM68 173H69V172H68ZM68 173H67V175H68ZM72 173H73V172H72ZM82 173H83V172H82ZM117 173H119V172H117ZM205 173H206V172H205ZM39 174H40V173H39ZM50 174H51V173H50ZM74 174H75V173H74ZM92 174H93V173H92ZM97 174H98V173H97ZM97 174H96V175H97ZM123 174H124V173H123ZM132 174H133V173H132ZM132 174H131V175H132ZM140 174H141V173H140ZM27 175H28V174H27ZM27 175H25V176H27ZM33 175H34V174H33ZM36 175H37V174H36ZM47 175H48V174H47ZM58 175H60V174H58ZM61 175H62V174H61ZM61 175H60V176H61ZM76 175H77V174H76ZM81 175H82V174H81ZM85 175H86V174H85ZM135 175H136V174H135ZM135 175H134V176H135ZM137 175H138V174H137ZM148 175H149V174H148ZM162 175H163V174H162ZM162 175H161V176H162ZM195 175L197 176L198 173L195 174ZM210 175H211V174H210ZM37 176H38V175H37ZM56 176H57V175H56ZM87 176H89V175H87ZM91 176H92V175H91ZM104 176H105V175H104ZM196 176H195V177H196ZM211 176H212V175H211ZM31 177H32V176H31ZM38 177H39V176H38ZM43 177H45V176L43 175ZM84 177H85V176H84ZM84 177H82V178L84 179ZM94 177H95V176H94ZM130 177H131V176H130ZM135 177H136V176H135ZM135 177H134V178H135ZM166 177H167V175H166ZM197 177H198V176H197ZM235 177H236V176H235ZM47 178H49V177H47ZM51 178H52V177H51ZM54 178H56V177H54ZM61 178H62V176H61ZM66 178H67V177H66ZM115 178H116V177H115ZM122 178H123V176H122ZM160 178H161V177H160ZM199 178H200V177H199ZM211 178H212V177H211ZM62 179H63V178H62ZM71 179H72V177H71ZM75 179H76V178H75ZM161 179H163V178H161ZM164 179H165V177H164ZM196 179H197V178H196ZM216 179L218 180V178H216ZM54 180H55V179H54ZM121 180H122V179H120V181H121ZM124 180H125V179H124ZM134 180H135V179H134ZM139 180H140V179H139ZM156 180H157V179H156ZM217 180H216L215 182H217ZM230 180H231V179H230ZM235 180H237V179H235ZM26 181H27V180H26ZM38 181H39V180H38ZM55 181H56V180H55ZM76 181L78 182V179H77ZM79 181H80V180H79ZM129 181H130V180H129ZM205 181H206V180H205ZM207 181H208V180H207ZM222 181H223V179H222ZM233 181H234V180H233ZM233 181H232V182H233ZM237 181H238V180H237ZM48 182H49V181H48ZM51 182H52V181H51ZM58 182H59V180H58ZM58 182H57V183H58ZM130 182H131V181H130ZM151 182H152V181H151ZM153 182H154V181H153ZM189 182H190V181H189ZM192 182H193V181H192ZM196 182H197V181H196ZM198 182H199V181H198ZM202 182H203V181H202ZM229 182H230V181H229ZM235 182H236V181H235ZM235 182H234V183H235ZM251 182H252V181H251ZM40 183H41V181H40ZM40 183H39V184H40ZM57 183H56V184H57ZM117 183H118V182H117ZM119 183H120V182H119ZM155 183H156V182H155ZM160 183H161V182H160ZM164 183H165V182H164ZM164 183H163V184H164ZM186 183H187V182H186ZM193 183H194V182H193ZM204 183H205V182H204ZM212 183H214V181H213ZM219 183H220V182H219ZM219 183H218V184H219ZM221 183H222V182H221ZM236 183H237V182H236ZM16 184H17V183H16ZM39 184H38V185H39ZM41 184H43V183H41ZM47 184H49V183H47ZM52 184H53V183H52ZM79 184H80V183H79ZM103 184H104V183H103ZM138 184H139V183H138ZM187 184H188V183H187ZM208 184H209V183H208ZM225 184H226V182H225ZM225 184H223V185H225ZM45 185H46V184H45ZM58 185H60V184L58 183ZM73 185H76V183L73 184ZM80 185H81V184H80ZM90 185H91V184H90ZM104 185H105V184H104ZM110 185H111V184H110ZM117 185H118V184H117ZM169 185H170V184H169ZM205 185H206V184H205ZM205 185H204V186H205ZM236 185H237V184H236ZM10 186H11V185H10ZM10 186H9V187H10ZM35 186H36V185H35ZM60 186H61V185H60ZM63 186H64V185H63ZM129 186H130V185H129ZM189 186H190V185H189ZM219 186H220V185H219ZM36 187H38V186H36ZM73 187H74V186H73ZM99 187H100V185H99ZM122 187H123V186H122ZM122 187H121V188H122ZM144 187H145V186H144ZM171 187H172V186H171ZM182 187H183V186H182ZM184 187H185V186H184ZM210 187H211V185H210ZM236 187H237V186H236ZM94 188H95V187H94ZM128 188H129V187H128ZM141 188H142V187H141ZM167 188H168V187H167ZM174 188H175V185H174ZM177 188H178V187H177ZM195 188H196V187H195ZM224 188H225V187H224ZM226 188H227V187H226ZM15 189H16V188H15ZM15 189H14V190H15ZM30 189H31V188H30ZM51 189H52V188H51ZM51 189H50V190H51ZM59 189H60V188H59ZM80 189H81V188H80ZM80 189H79V190H80ZM96 189H97V187H96ZM133 189H134V188H133ZM142 189H143V188H142ZM172 189H173V188H172ZM180 189H181V187H180ZM180 189H179V190H180ZM200 189H201V187H200ZM47 190H48V189H47ZM61 190H62V189H61ZM111 190H112V189H111ZM117 190H118V189H117ZM119 190H120V189H119ZM127 190H128V189H127ZM207 190H208V189H207ZM217 190H218V189H217ZM8 191H9V190H8ZM8 191H7V193H8ZM25 191H26V190H25ZM66 191H67V190H66ZM125 191H126V190H125ZM167 191H168V190H167ZM175 191H176V190H175ZM11 192H12V191H11ZM13 192H14V191H13ZM81 192H82V191H81ZM118 192H119V191H118ZM132 192H133V191H132ZM164 192H165V189H164ZM170 192H171V190H170ZM170 192H169V193H170ZM177 192H178V191H177ZM184 192H185V191H184ZM199 192H200V191H199ZM205 192H206V191H205ZM27 193H28V192H27ZM45 193H46V191H45ZM52 193H53V192H52ZM61 193H62V192H61ZM65 193H66V192H65ZM74 193H75V192H74ZM82 193H83V192H82ZM94 193H95V192H94ZM167 193H168V192H167ZM182 193H183V192H182ZM186 193H187V192H186ZM186 193H185V194H186ZM221 193H222V192H221ZM63 194H64V193H63ZM66 194H67V193H66ZM96 194H97V193H96ZM114 194H115V193H114ZM145 194H147V193H145ZM150 194H153V193H152V190H151V193H150ZM150 194H149V195H150ZM215 194H216V193H215ZM8 195H9V194H8ZM10 195H11V194H10ZM40 195H41V194H40ZM54 195H55V194H54ZM56 195H58V194H56ZM70 195H71V194H70ZM76 195H77V194H76ZM121 195H122V194H121ZM123 195H125V194H123ZM126 195H128V194H126ZM130 195H131V194H130ZM130 195H129V196H130ZM136 195H137V193H136ZM149 195H147V196H149ZM178 195H179V194H178ZM180 195H181V194H180ZM49 196H50V195H49ZM58 196H60V195H58ZM64 196H65V195H64ZM64 196H63V198H64ZM89 196H90V195H89ZM94 196H95V195H94ZM107 196H108V195H107ZM172 196H173V195H172ZM34 197H35V196H34ZM61 197H62V196H61ZM67 197H68V196H67ZM78 197H79V196H78ZM114 197H115V196H114ZM114 197H113V198H114ZM134 197H135V196H134ZM143 197H144V194H143ZM179 197H180V196H179ZM179 197H178V198H179ZM63 198H62V199H63ZM93 198H94V197H93ZM93 198H92V199H93ZM115 198H116V197H115ZM119 198H121V197H119ZM127 198H128V197H127ZM153 198H154V197H153ZM180 198H181V197H180ZM219 198H220V197H219ZM221 198H222V197H221ZM59 199H60V198H59ZM59 199H58V200H59ZM105 199L108 201V198H104V200H105ZM121 199H122V198H121ZM223 199H224V198H223ZM116 200H117V199H116ZM124 200H125V199H124ZM178 200H179V199H178ZM219 200H220V199H219ZM40 201H41V200H40ZM75 201H77V200H75ZM97 201H98V200H97ZM107 201H106V202H107ZM171 201H172V200H171ZM171 201H170V202H171ZM223 201H224V200H223ZM63 202H64V201H63ZM73 202H74V201H73ZM85 202H87V201H85ZM116 202H117V201H116ZM156 202H158V201H156ZM172 202H173V201H172ZM176 202H177V201H176ZM176 202H175V204H176ZM220 202H221V201H220ZM26 203H27V202H26ZM74 203H75V202H74ZM93 203H94V201H93ZM97 203H98V202H97ZM114 204H115V203H114ZM125 204H127V203H125ZM129 204H130V203H129ZM133 204H134V203H133ZM169 204H170V203H169ZM181 204H182V203H181ZM222 204H223V202H222ZM71 205H72V204H71ZM73 205H74V204H73ZM101 205H102V204H101ZM136 205H137V204H136ZM62 206H63V205H62ZM84 206H85V205H84ZM117 206H118V205H117ZM126 206H127V205H126ZM138 206H139V205H138ZM173 206H174V205H173ZM185 206H186V205H185ZM191 206H192V205H191ZM165 207H166V206H165ZM175 207H177V206H175ZM220 207H221V205H220ZM89 208H90V207H89ZM93 208H94V207H93ZM97 208H98V207H97ZM163 208H164V207H163ZM173 208H174V207H173ZM173 208H171V209H173ZM192 208H193V206H192ZM225 208H226V207H225ZM225 208H224V210H226ZM55 209H56V208H55ZM109 209H110V207H109ZM109 209H108V211H109ZM125 209H126V208H125ZM125 209H124V210H125ZM129 209H130V207H129ZM171 209H170V210H171ZM178 209H179V208H178ZM186 209H187V207H186ZM189 209H190V207H189ZM38 210H40V209H38ZM48 210H49V209H48ZM98 210H100V209H98ZM130 210H131V209H130ZM138 210H139V209H138ZM138 210H137V211H138ZM192 210H193V209H192ZM194 210H195V208H194ZM101 211H102V209H101ZM105 211H106V210H105ZM119 211H120V210H119ZM166 211H167V210H166ZM166 211H165V212H166ZM171 211H172V210H171ZM177 211H178V210H177ZM180 211H181V210H180ZM222 211H223V210H222ZM34 212H35V211H34ZM67 212H68V211H67ZM120 212H121V211H120ZM169 212H170V211H169ZM178 212H179V211H178ZM219 212H220V211H219ZM62 213H63V212H62ZM73 213H74V212H73ZM73 213H72V214H73ZM78 213H79V212H78ZM97 213H98V212H97ZM110 213H111V212H110ZM182 213H183V212H182ZM187 213H188V212H187ZM189 213H191V211H190ZM43 214H44V213H43ZM67 214H68V213H67ZM79 214H80V213H79ZM93 214H94V213H93ZM104 214H105V213H104ZM108 214H109V212H108ZM120 214H121V213H120ZM123 214H124V213H123ZM137 214H138V213H137ZM159 214H160V213H159ZM226 214L228 215L227 212H226ZM76 215H77V214H76ZM126 215H127V214H126ZM134 215H135V214H134ZM161 215H162V214H161ZM172 215H173V213H172ZM174 215H175V214H174ZM181 215H182V214H181ZM181 215H180V216H181ZM187 215H188V214H187ZM209 215H210V214H209ZM209 215H208V216H209ZM218 215H219V214L217 213V217H218ZM67 216H68V215H67ZM81 216H82V215H81ZM107 216H108V215H107ZM109 216H110V215H109ZM122 216H124V215H122ZM135 216H136V215H135ZM176 216H179V215H176ZM193 216H194V215H193ZM199 216H200V214H199ZM201 216H202V215H201ZM208 216H207V217H208ZM222 216H223V215H222ZM228 216H229V215H228ZM15 217H16V216H15ZM71 217H72V216H71ZM84 217H85V216H84ZM112 217H113V216H112ZM120 217H121V216H120ZM243 217H244V216H243ZM125 218H127V216H126ZM142 218H143V216H142ZM177 218H178V217H177ZM199 218H200V217H199ZM205 218H206V217H205ZM212 218H213V217H212ZM67 219H68V218H67ZM72 219H73V218H72ZM85 219H86V218H85ZM87 219H88V218H87ZM105 219H106V218H105ZM134 219H135V218H134ZM170 219H171V218H170ZM170 219H169V220H170ZM178 219H179V218H178ZM63 220H64V219H63ZM75 220H76V219H74V221H75ZM79 220H80V219H79ZM136 220H137V219H136ZM141 220H142V219H141ZM171 220H172V219H171ZM179 220H180V219H179ZM64 221H65V220H64ZM68 221H69V219H68ZM68 221H67V222H68ZM93 221H94V220H93ZM138 221H139V220H138ZM173 221H175V220H173ZM215 221H216V220H214V222H215ZM246 221H247V220H246ZM248 221H249V220H248ZM12 222H13V221H12ZM87 222H88V221H87ZM136 222H137V221H136ZM180 222H181V221H180ZM200 222H201V221H200ZM202 222H205V221H202ZM206 222H207V221H206ZM206 222H205V223H206ZM231 222H232V220H231ZM234 222H235V221H234ZM49 223H50V222H49ZM105 223H106V222H105ZM105 223H104V224H105ZM125 223H126V222H125ZM128 223H129V222H128ZM134 223H135V222H134ZM137 223H138V222H137ZM140 223H141V222H140ZM198 223H199V222H198ZM211 223H212V222H211ZM215 223H216V222H215ZM228 223H229V222H228ZM250 223H251V222H250ZM74 224H76V223L74 222ZM104 224H102V225H104ZM138 224H139V223H138ZM168 224H169V223H168ZM173 224H174V223H173ZM71 225H72V224H71ZM80 225H81V224H80ZM80 225H78V226H79V227H82V226H80ZM102 225H101V227H103ZM132 225H133V224H132ZM136 225H137V224H136ZM136 225H135L134 227H136ZM174 225H175V224H174ZM204 225H205V224H204ZM208 225H209V224H208ZM212 225H213V224H212ZM229 225H230V224H229ZM229 225H227V226H229ZM237 225H238V224H237ZM68 226H69V225H68ZM78 226H76V227H78ZM87 226H88V225H87ZM90 226H91V225H90ZM210 226H211V225H210ZM21 227H22V226H21ZM36 227H37V226H35V228H36ZM64 227H65V226H64ZM76 227H75V228H76ZM79 227H78V228H79ZM117 227H118V226H117ZM208 227H209V226H208ZM124 228H125V227H124ZM187 228H188V227H187ZM235 228H236V227H235ZM238 228H239V227H238ZM238 228H237V229H238ZM79 229H80V228H79ZM138 229H139V228H138ZM166 229H167V228H166ZM183 229H184V228H183ZM242 229H243V228H242ZM58 230H59V229H58ZM117 230H118V229H117ZM125 230H127V229H125ZM130 230H131V229H130ZM201 230H202V229H201ZM204 230H206V229L204 228ZM210 230H212V229H210ZM243 230H244V229H243ZM62 231H63V228H62ZM112 231H113V230H112ZM161 231H162V229H161ZM163 231H164V230H163ZM231 231H232V230H231ZM84 232H86V230H85ZM84 232H83V233H84ZM177 232H179V231H177ZM181 232H182V231H181ZM197 232H198V231H197ZM222 232H223V231H222ZM256 232H257V231H256ZM57 233H58V232H57ZM60 233H61V232H60ZM89 233H90V232H89ZM91 233H92V232H91ZM122 233H123V232H122ZM182 233H184V232H182ZM199 233H200V232H199ZM111 234H112V233H111ZM123 234H124V233H123ZM156 234H158V233H156ZM161 234H162V232H161ZM177 234H178V233H177ZM197 234H198V233H197ZM210 234H211V233H210ZM64 235H65V234H64ZM112 235H113V234H112ZM205 235H206V233H205ZM79 236H80V235H79ZM81 236H82V235H81ZM173 236H174V235H173ZM54 237H55V236H54ZM62 237H63V236H62ZM155 237H156V236H155ZM121 238H122V237H121ZM175 238H176V237H175ZM57 239H58V238H57ZM204 239H205V237H204ZM76 240H77V239H76ZM107 240H108V239H107ZM49 242H50V240H49ZM54 242H55V241H54ZM79 242H80V241H79ZM193 242H194V241H193ZM260 242H261V241H260ZM44 243H45V242H44ZM52 243H53V242H52ZM57 243H58V241H57ZM74 243H75V242H74ZM112 243H113V242H112ZM187 243H188V242H187ZM203 243H204V242H203ZM75 244H76V243H75ZM171 244H172V242H171ZM260 244H261V243H260ZM263 244H264V243H263ZM189 245H190V244H189ZM197 245H198V244H197ZM261 245H262V244H261ZM58 246H59V244H58ZM246 246H247V245H246ZM263 246H264V245H262V247H263ZM80 247H81V246H80ZM98 247H99V246H98ZM142 247H143V246H142ZM174 247H175V245H174ZM42 248H43V247H42ZM54 248H55V247H54ZM111 248H112V247H111ZM168 248L170 249V247H168ZM171 248H172V247H171ZM47 249H48V248H47ZM135 249H136V248H135ZM259 249H260V248H259ZM97 250H98V249H97ZM185 250H186V249H185ZM263 250H264V248H263ZM53 251H54V250H53ZM53 251H52V252H53ZM167 251H168V250H167ZM249 251H250V250H249ZM249 251H248V253H249ZM259 251H260V250H259ZM46 252H47V251H46ZM107 252H109V251H107ZM137 252H138V251H137ZM137 252H136V253H137ZM251 252H252V251H251ZM251 252H250V253H251ZM52 254H53V253H52ZM54 254H55V253H54ZM54 254H53L52 257H54ZM209 254H210V253H209ZM247 255H248V254H247ZM259 255H260V253H259ZM216 256H217V254H216ZM218 256H219V255H218ZM203 257H204V256H203ZM245 257H246V256H245ZM211 258H212V257H211ZM51 260L53 261V259H51ZM87 260H88V259H87ZM260 260H261V259H260ZM65 262H66V261H65ZM67 262H68V261H67ZM253 262H254V261H253ZM256 263H258V262H256ZM256 263H255V264H256ZM114 264H115V263H114Z\"/></svg>",
  "mask_w": 264,
  "mask_h": 264
}]
</instances>
